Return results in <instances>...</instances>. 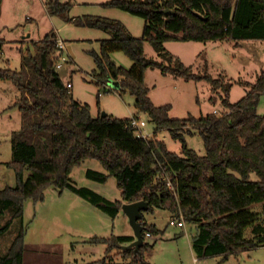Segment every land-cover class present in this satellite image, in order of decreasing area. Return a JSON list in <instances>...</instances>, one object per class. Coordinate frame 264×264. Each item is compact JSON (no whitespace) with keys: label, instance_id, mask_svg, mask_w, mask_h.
Segmentation results:
<instances>
[{"label":"trees","instance_id":"16d2710c","mask_svg":"<svg viewBox=\"0 0 264 264\" xmlns=\"http://www.w3.org/2000/svg\"><path fill=\"white\" fill-rule=\"evenodd\" d=\"M68 5L47 0L44 6L50 14H56L64 13ZM104 5L142 17L141 36L135 37L117 20L85 16L72 21L110 33L100 39L99 53L91 52L96 65L95 83L117 80L119 88L113 91H128L135 97V106L148 116L152 136L136 137L128 125L129 118L107 114L93 117L89 105L73 97L71 87L66 85L71 82L60 78L55 67L61 53L56 34L47 32L34 43V54L22 55L19 70L0 68V80H10L18 88L15 104L21 115L20 128L12 132V158L7 163L16 183L0 189V216L10 213L0 226V234L13 219H21L25 199L41 200L45 188L53 185L59 190L69 188L112 218L121 211L122 203L137 200L147 203L145 213L160 208L171 216L181 215L185 223L195 225L191 249L197 258L226 259L264 246V114L256 111L264 94V68L254 82L244 83L249 88L246 93L231 102V83L223 76L193 72L191 65L165 48L168 41L226 40L236 44L247 39L264 40V0H110ZM145 41L161 60L145 55ZM114 51L126 54L132 65L124 68L116 64L111 57ZM149 68L208 81L211 91H223V111L182 119L169 116L170 104L155 105L149 97L144 82ZM210 99L215 101L213 96ZM163 130L181 142L180 153L169 150L157 137ZM192 130L203 140L204 155L186 144L184 136ZM86 159L98 160L105 169H87L86 176L98 182L113 176L120 199L110 200L74 184L70 171ZM161 172L166 175L163 179L158 178ZM254 202L263 203L261 211L249 207ZM144 212L139 249L121 248L134 240L133 235L93 236L86 242L105 245L103 257L94 264H151L144 253L153 243L145 241V233L153 236L159 230L145 221ZM249 226H253L254 234L245 238L243 233ZM26 228L20 224L6 251L0 253V264H22ZM117 256L122 260L117 261Z\"/></svg>","mask_w":264,"mask_h":264},{"label":"rangeland","instance_id":"374dc122","mask_svg":"<svg viewBox=\"0 0 264 264\" xmlns=\"http://www.w3.org/2000/svg\"><path fill=\"white\" fill-rule=\"evenodd\" d=\"M46 1L0 0V68L19 70L22 55L27 52L34 54V43L52 30L56 38L64 41L68 51H65L68 61L57 72L64 82L72 83L70 90L73 97L87 103L93 117L107 114L129 118L136 115L139 120L145 121L144 131L152 132L148 116L135 106L132 94L110 90L107 83H95L96 65L91 52L98 54L100 39L109 37L110 33L72 21L85 16L117 20L132 35L139 37L143 18L104 5L110 0H59L69 4L66 11L50 14L44 6ZM165 48L186 65H191L193 72L206 71L214 78L223 76L225 82L231 83V102L246 93L249 88L244 83L254 82L264 68V40L247 39L235 45L226 40L168 41ZM144 53L149 58L161 60L148 41L144 42ZM111 57L124 68L132 65V60L122 51H114ZM144 82L155 105H171L169 116L173 118L199 117L213 110L219 114L224 109L220 101L223 91H211V84L204 79H185L149 68L145 71ZM98 92H101L99 96ZM18 95V88L12 81L0 80V189L16 183L15 173L7 163L12 158V132L21 125L20 110L15 104ZM212 96L214 102L210 99ZM256 111L264 114V94L259 98ZM157 137L165 141L169 150L180 153L181 142L173 140L169 132L163 130ZM184 138L187 146L198 155L205 154L203 140L195 130ZM87 169L105 172L98 160L86 159L70 171L69 176L75 185L88 187L110 200L121 198L113 176H108L104 182L94 181L86 176ZM251 177L254 179L255 175ZM249 207L259 212L263 203L254 202ZM144 216L146 222L155 224L159 230L156 235L145 239L153 243L152 249L144 253L145 260L151 264H264V246L241 251L226 259L221 256L197 258L191 249L195 225H171L168 221L174 216L160 208L152 213L144 212ZM8 218V212L0 216V226ZM21 223L27 226L22 264H94L103 257L105 245L87 243L91 237L133 234L122 210L112 218L69 188L59 190L53 185L45 188L41 200H24L21 219H13L8 229L0 234V253L6 251ZM253 234V226L247 227L243 233L245 238H251ZM116 260L121 261L122 258L117 256Z\"/></svg>","mask_w":264,"mask_h":264},{"label":"built area","instance_id":"2783aa9c","mask_svg":"<svg viewBox=\"0 0 264 264\" xmlns=\"http://www.w3.org/2000/svg\"><path fill=\"white\" fill-rule=\"evenodd\" d=\"M56 46H57V49L61 52L59 54V58H58L57 63L55 65V67L58 69L62 66V64L64 62L68 61V58H67V56H65L66 47H65L64 41L62 39L56 38ZM66 85H67V87H71V83H67ZM107 85H109L110 90H114V88L111 86L109 81L107 82ZM97 94L99 96L101 94V92H98ZM213 112H215V110H213ZM128 125L132 128L136 137L146 139L152 135V132H145L144 131V126L146 125V123L144 120H139V118L136 115L129 117ZM159 177H161L163 179L164 177H166V175L164 172H161L158 175V178ZM167 185L171 186L169 180L167 181ZM168 223L171 225L179 226V227H183L185 225V221L181 215L179 217H177V216L171 217L169 219ZM145 236H146V238L152 237L150 232H146Z\"/></svg>","mask_w":264,"mask_h":264},{"label":"water","instance_id":"95a60500","mask_svg":"<svg viewBox=\"0 0 264 264\" xmlns=\"http://www.w3.org/2000/svg\"><path fill=\"white\" fill-rule=\"evenodd\" d=\"M109 83L113 88H119V82L117 80L109 79ZM105 115V114H102ZM148 205L143 200H137L133 202H124L121 205L122 212L127 216L129 224L133 230L134 240L128 244L122 245V249L133 247L137 251L140 245L143 243L142 229L143 226L140 223L142 213L146 211Z\"/></svg>","mask_w":264,"mask_h":264},{"label":"crops","instance_id":"0c3cea01","mask_svg":"<svg viewBox=\"0 0 264 264\" xmlns=\"http://www.w3.org/2000/svg\"><path fill=\"white\" fill-rule=\"evenodd\" d=\"M235 45V44H234ZM66 52L68 53V51H67V49H66ZM185 64V63H184ZM67 82H69V81H67ZM72 84V83H71ZM71 87H72V85H71ZM133 235V234H132Z\"/></svg>","mask_w":264,"mask_h":264}]
</instances>
